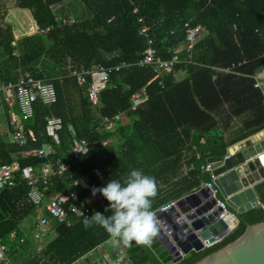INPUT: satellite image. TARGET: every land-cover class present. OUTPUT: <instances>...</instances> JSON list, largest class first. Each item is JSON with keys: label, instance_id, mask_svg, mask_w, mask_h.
Returning <instances> with one entry per match:
<instances>
[{"label": "trees", "instance_id": "trees-1", "mask_svg": "<svg viewBox=\"0 0 264 264\" xmlns=\"http://www.w3.org/2000/svg\"><path fill=\"white\" fill-rule=\"evenodd\" d=\"M64 1L15 0V6L29 11L43 31L19 39L13 27L3 24L5 13L0 5V84H15L29 73L52 83L56 92L51 106L33 102V115L23 122L22 146L0 144L1 164L18 160L21 167L29 165L37 172L56 157L68 158L73 136L83 138L88 153L74 159L64 176L52 180L48 194L75 191L84 201L93 196V188L120 181L136 169L155 180L154 211L210 182L209 174L202 170L205 165L221 161L228 147L264 129V95L253 87L255 75L264 68V0H70L81 3L87 12L84 19L74 21L59 19L52 9ZM138 18L151 28L153 47L162 60L184 48V23L201 25L204 32L190 57L181 54L182 62L172 73L153 80L152 67L138 65L147 48L146 38L138 34ZM48 27L51 29L45 33ZM122 64L124 67L115 70ZM95 66L108 70V86L99 93L94 107L84 94L90 79L81 87L69 72L90 71ZM177 72L184 73L183 78L177 79ZM141 89L149 98L132 110L131 96ZM117 115L121 118L115 120ZM50 116L62 120L57 142L46 130L45 119ZM104 118L114 121V127L107 128ZM236 121L240 124L237 136L229 131ZM111 140L112 150L106 145ZM44 145L52 148L46 158L22 157ZM95 169L100 176L94 174ZM78 178L90 189L71 187ZM14 183L13 189L7 188L12 190V204L0 194V245L8 250L7 264L20 252L28 254L22 264H72L112 239L99 226L85 230L81 217L70 226L53 222V237L37 252L25 235L31 223L19 216L27 214L32 204L18 173ZM256 192L261 205L238 215V226L229 236L210 248L190 252L176 264H195L236 240L248 225L263 222L264 182ZM107 204L105 198H98L88 217L94 211L104 213ZM34 214L35 210L30 213ZM140 251L129 248L131 264H153L147 255L138 256Z\"/></svg>", "mask_w": 264, "mask_h": 264}, {"label": "water", "instance_id": "water-1", "mask_svg": "<svg viewBox=\"0 0 264 264\" xmlns=\"http://www.w3.org/2000/svg\"><path fill=\"white\" fill-rule=\"evenodd\" d=\"M228 158L211 171L205 184L165 209L153 211L159 231L150 242L124 244L110 239L87 254L94 264H131L127 250L137 245L153 264H176L190 252L210 248L238 226L237 215L260 206L256 187L264 182V134L258 132L230 146ZM223 201L225 211L217 206ZM104 252V254H102ZM140 256V254H139ZM195 264H264V221L248 225L243 234Z\"/></svg>", "mask_w": 264, "mask_h": 264}, {"label": "built area", "instance_id": "built-area-1", "mask_svg": "<svg viewBox=\"0 0 264 264\" xmlns=\"http://www.w3.org/2000/svg\"><path fill=\"white\" fill-rule=\"evenodd\" d=\"M133 13H137L134 9ZM137 23L140 25L138 34L141 37L146 38L147 48L145 49L143 58L138 62L139 66H151L153 69V80H157L164 74L172 73L177 65L182 62L181 54H186L190 57L192 49L196 44L201 33L204 32V28L201 25L190 26L189 23H184V48L177 51L168 60H162L158 57L156 49L153 47V40L150 36L151 28L144 24L142 18H138ZM40 31L38 28L36 29ZM43 32V31H40ZM172 34V32H171ZM184 61V60H183ZM120 67H124V64L115 68L118 70ZM228 72L229 70H224ZM70 77L76 79L78 86H84L87 83V79H90L88 86L85 88L84 94L87 96L88 101L92 106H98V96L101 91L108 86V70L101 66H95L90 71H77L70 70ZM254 87L260 88L264 94V68L258 72L254 77ZM2 94H13L20 116L23 120H28L33 115V102L35 100L41 101L45 106H51L56 102V92L52 83L39 80L31 76L29 73L21 75L17 83L0 84V96ZM148 94L145 89H141L137 93L131 96L130 105L131 109L135 110L139 105L148 100ZM6 105L11 106V101L7 96L2 97ZM121 116L114 117L115 120L120 119ZM46 130L50 136L57 142L56 131L62 125V120L58 117L50 116L45 119ZM102 122L107 128L114 127V121L104 118ZM69 132H73L71 126H68ZM264 134V129L261 131ZM11 141L15 142L19 146L24 144V136L21 129L11 131ZM89 151L87 141L83 138L72 137L70 156L66 159L56 157L53 163L43 164L39 169V175L34 174V170L31 166L21 167L18 162H12L10 164L0 163V192L10 188L14 185L13 178L16 173H20L22 179L28 188V197L32 204L38 205L41 202V188L45 189L50 184L51 176H64L72 167V161L80 155H85ZM52 152L50 146L44 145L40 149L30 150L25 152V156L32 157H46ZM228 158V153L225 154L223 160ZM212 165H206L203 170L210 173ZM96 176H100L101 173L98 169L94 170ZM70 178V175H66ZM73 187L88 190L90 185L82 178H78L72 181ZM208 188H211V184H206ZM216 190H212V196H214ZM88 199L85 203L80 201V198L76 192H57L52 195L50 200L45 205V210L48 212L49 217L57 223H65L66 226H70L73 219L88 216L89 204ZM173 202L169 203L170 206ZM217 205L225 210V206L222 202H217ZM36 233L35 238H44L50 231V223L46 218H39L35 225ZM7 248L0 245V264L6 261L5 253Z\"/></svg>", "mask_w": 264, "mask_h": 264}, {"label": "clouds", "instance_id": "clouds-1", "mask_svg": "<svg viewBox=\"0 0 264 264\" xmlns=\"http://www.w3.org/2000/svg\"><path fill=\"white\" fill-rule=\"evenodd\" d=\"M97 192L108 202L104 213L110 214L94 211L90 217L84 216L81 223L85 230L99 226L124 244L148 243L157 235L159 221L151 211L156 195L153 177L131 169L120 181L110 180L106 186L91 190L93 196Z\"/></svg>", "mask_w": 264, "mask_h": 264}, {"label": "crops", "instance_id": "crops-1", "mask_svg": "<svg viewBox=\"0 0 264 264\" xmlns=\"http://www.w3.org/2000/svg\"><path fill=\"white\" fill-rule=\"evenodd\" d=\"M21 12V11H19ZM33 21V20H32ZM3 24H6V25H9L11 27H13V29H15V27L13 26L12 23H8L5 19H4V22ZM34 28H35V22L33 21V27L30 28L31 31H34ZM16 30V29H15ZM13 34L14 36H17L19 37L20 34L17 33V30L16 31H13ZM179 72L176 73V78L177 79H181L183 78L184 74L182 72H180L181 75H177ZM263 94V93H262ZM264 95V94H263ZM4 96H7L9 98V100L11 101V106H7L6 103L4 102L5 100L2 99V97ZM29 120V119H28ZM123 120V119H122ZM24 121H27V120H23L20 116V113L18 111V106H17V103H16V100L13 96V94H9V95H6V94H2L0 96V144H5V145H14L16 144L15 142H12L11 141V131L13 130H18V129H21L22 132H23V136H24V139H25V130H24V127H23V122ZM72 128V127H71ZM240 128V124L236 121L234 122L233 124H231V127L229 128V131L231 132L232 130L235 131V135L237 136L238 135V129ZM73 130V129H72ZM69 131V130H68ZM261 132V131H260ZM73 134V132H72ZM28 135L29 136H32V133L29 131L28 132ZM243 141V140H241ZM239 141V142H241ZM237 142V143H239ZM236 143V144H237ZM18 145V144H17ZM19 146V145H18ZM229 148V147H228ZM227 148V149H228ZM22 157L23 158H28V157H25L24 156V153L22 154ZM18 162V160H13L12 162ZM0 162H1V159H0ZM20 164V163H19ZM182 169H183V172L185 173L186 172V166L184 165V163L182 164ZM39 173V170L38 172ZM56 178V176H52L51 177V182H53L52 180ZM53 183H51L50 185H48L45 189H43L41 192H40V196H41V203L36 206V207H33L31 205V209L30 211L25 214L24 216H21L19 214L20 217L22 218H27L30 213L32 211L35 210V214H34V221L31 222L30 226L31 228L34 227V224L36 223V221L39 219V218H46L48 220V222L50 223V228H51V225L53 221L48 213L46 212L45 210V205L46 203L50 200V198L52 197V195L56 192H61L63 190H55L53 191L51 194H48V188L52 186ZM73 187V186H71ZM15 188V187H14ZM16 188H19L21 191L23 190L20 185L16 186ZM70 188V187H69ZM74 188V187H73ZM13 189V188H12ZM82 190H85L87 191L86 189H82ZM12 190L11 189H7V190H4L1 193H4L8 199V201L10 202L9 200V193L11 192ZM196 191V190H195ZM194 191V192H195ZM24 192V191H22ZM26 196V195H25ZM90 198V197H89ZM89 198L85 199L84 201L83 200H80L81 202L85 203ZM28 199V198H27ZM178 200V199H177ZM30 202V201H29ZM94 202V201H93ZM92 202V203H93ZM170 202H174V201H170ZM11 203V202H10ZM169 203V202H168ZM12 204V203H11ZM31 204V203H30ZM261 205V204H260ZM13 206V205H12ZM14 207V206H13ZM88 207H91V206H88ZM162 207V206H161ZM15 209V208H14ZM16 210V209H15ZM17 212V211H16ZM18 213V212H17ZM237 219H238V215H237ZM239 221V219H238ZM52 230V229H51ZM34 234V232H33ZM53 237V232L50 231V233L44 237V238H40V240H37L35 239V237L33 236V240L31 241V245H33V247L35 246L36 247V251L37 252H41L42 249H44L45 247V243L46 241H49L51 238ZM8 246V244H6ZM98 248V247H97ZM24 252H28V251H24ZM90 253V252H89ZM102 254H104V252H102ZM28 254H25V253H21L20 254H16L14 255L10 262L11 264H22V262L25 260V258L27 257ZM87 254L85 256H83L81 259L73 262L72 264H94L93 262L91 261H86L85 258H86ZM31 258V257H30ZM129 260V259H128Z\"/></svg>", "mask_w": 264, "mask_h": 264}, {"label": "rangeland", "instance_id": "rangeland-1", "mask_svg": "<svg viewBox=\"0 0 264 264\" xmlns=\"http://www.w3.org/2000/svg\"><path fill=\"white\" fill-rule=\"evenodd\" d=\"M14 1L15 0H0V5L2 7L1 11L3 12V14L5 13L3 18L8 23L13 24V26L17 30V33H19L20 36H23L24 34H30V33L33 34V33L39 32L38 30H36L38 28L36 26V23H35L34 31L30 30V28L33 27V21H34L31 13L27 10H19L15 6ZM52 9L55 12L56 16L59 19H64V21H65V19H69V21H74V19H84L87 16V12L85 11V8L81 3L70 1V0L64 1L63 3L58 4V5H55V6H53ZM19 11H21V12H19ZM15 29H13V31H16ZM50 29H51V27H48L44 30V32L47 33ZM15 38L19 39L17 36H15ZM181 74L179 72L177 75H181ZM253 87H254V85H253ZM255 89H258L262 92V90L260 88H255ZM106 145L110 150L113 149V141L112 140L107 141ZM26 152H28V151H26ZM31 215H29L26 218L27 221L30 223L33 222L35 219ZM28 226L29 227L26 230L27 233L25 235H26L27 239L32 241L34 229L31 228L30 225H28Z\"/></svg>", "mask_w": 264, "mask_h": 264}, {"label": "bare ground", "instance_id": "bare-ground-1", "mask_svg": "<svg viewBox=\"0 0 264 264\" xmlns=\"http://www.w3.org/2000/svg\"><path fill=\"white\" fill-rule=\"evenodd\" d=\"M24 156H25V153H24ZM48 156V155H47ZM46 156V157H47ZM81 156V155H80ZM228 156H229V154H228ZM25 157H32V156H25ZM46 157H41V158H46ZM36 158H39V157H36ZM62 158V157H61ZM62 159H64V158H62ZM223 160V159H222ZM221 160V161H222ZM14 162H16V161H14ZM220 162V161H219ZM12 163V162H11ZM47 163H52V162H47ZM216 163H218V162H214V163H211V165H212V169H213V167H214V165L216 164ZM10 164V163H9ZM46 164V163H45ZM207 165H210V164H207ZM26 166H29V165H26ZM42 166V165H41ZM40 166V167H41ZM206 166V165H205ZM204 166V167H205ZM32 167V166H31ZM40 167L38 168V170L40 169ZM203 167V168H204ZM33 168V167H32ZM203 168H202V170H203ZM212 169H211V171H212ZM33 170H34V174L35 175H39V173H37L38 172V170H37V172L35 171V169L33 168ZM204 171V170H203ZM205 173H208V172H206V171H204ZM19 175H20V173H18ZM209 174V176H210V182H203V183H201V184H207V183H209V184H211V188H209L210 190H211V197H215V195L217 194V191H216V193H215V195L214 196H212V190H215V189H212V183H211V181H212V174H211V172L210 173H208ZM20 177H21V175H20ZM52 177V176H51ZM14 179H15V175H14V178H13V183H14ZM21 179H22V177H21ZM51 179V178H50ZM23 180V179H22ZM76 180V179H75ZM24 181V180H23ZM73 181V180H72ZM52 182H51V180H50V184H51ZM24 184H25V182H24ZM49 184V185H50ZM14 185H15V183H14ZM13 185V186H14ZM12 186V187H13ZM26 186V185H25ZM73 186V185H72ZM201 186V185H200ZM199 186V187H200ZM207 186V185H206ZM12 187H10V188H12ZM74 188H76V187H74ZM78 188V187H77ZM208 188V187H207ZM26 189H27V191H26V198H28L27 200L28 201H30V203L32 204V202H31V200L29 199V197H28V195H27V193H28V188L26 187ZM81 189V188H80ZM90 189V188H89ZM88 189V190H89ZM41 191H42V188H41ZM61 192H70V191H61ZM73 192H75V191H73ZM56 193V192H55ZM77 193V192H76ZM78 194V193H77ZM79 196V195H78ZM102 196L101 195H98V197H96V196H92V197H90L89 199H91L90 200V204H89V206H92V202L94 201H96L98 198H101ZM176 201V200H175ZM174 201V202H175ZM219 202H222L223 203V201H221V200H218ZM217 201V202H218ZM174 202H173V205H174ZM41 203V202H40ZM169 203H171V202H169ZM169 203H167V204H165L164 206H162V207H159V208H161V209H165L166 207H169V206H167V205H169ZM224 204V203H223ZM32 205H34V204H32ZM39 205V204H38ZM38 205H34L35 207L36 206H38ZM171 206V205H170ZM218 206V205H217ZM225 206V205H224ZM90 208L91 207H89V210H90ZM226 209V208H225ZM223 210V209H222ZM223 211H225V210H223ZM47 212V211H46ZM153 212V211H152ZM48 213V212H47ZM83 218V217H82ZM76 219V218H75ZM37 222H38V220L36 221V223L34 224V227H33V229H34V234H33V236L35 237V233H36V229H35V225L37 224ZM238 223H239V221H238ZM35 239H37V240H40V239H38V238H35ZM135 247V246H134ZM132 248V247H131ZM129 250V249H128ZM8 251V250H7ZM6 251V252H7ZM5 257H6V253H5ZM8 263V260H7V257H6V261L5 262H2L1 264H7Z\"/></svg>", "mask_w": 264, "mask_h": 264}, {"label": "flooded vegetation", "instance_id": "flooded-vegetation-1", "mask_svg": "<svg viewBox=\"0 0 264 264\" xmlns=\"http://www.w3.org/2000/svg\"><path fill=\"white\" fill-rule=\"evenodd\" d=\"M135 247H136V248H140V247H137V245H136ZM140 250H141V251H140V253H139V254H140V256H142V255H146L145 253H142L143 251H142V249H141V248H140ZM127 253H128V250H127ZM139 254H138V256H139ZM127 255H128V254H127Z\"/></svg>", "mask_w": 264, "mask_h": 264}]
</instances>
